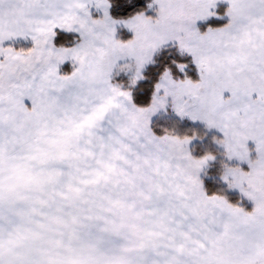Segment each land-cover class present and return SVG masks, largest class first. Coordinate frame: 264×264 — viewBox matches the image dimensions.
Masks as SVG:
<instances>
[{"label": "snow or ice", "instance_id": "1", "mask_svg": "<svg viewBox=\"0 0 264 264\" xmlns=\"http://www.w3.org/2000/svg\"><path fill=\"white\" fill-rule=\"evenodd\" d=\"M0 264H264V0H0Z\"/></svg>", "mask_w": 264, "mask_h": 264}]
</instances>
